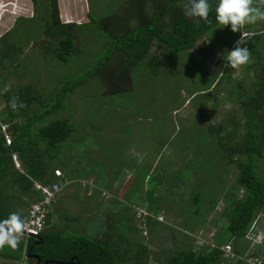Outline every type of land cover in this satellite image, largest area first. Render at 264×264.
<instances>
[{
	"label": "rangeland",
	"instance_id": "rangeland-1",
	"mask_svg": "<svg viewBox=\"0 0 264 264\" xmlns=\"http://www.w3.org/2000/svg\"><path fill=\"white\" fill-rule=\"evenodd\" d=\"M41 1L50 4V0ZM127 1L88 3L92 16L101 18L116 10L123 12ZM48 17L43 5L38 7L33 0H0V39L13 40L7 33L12 26L18 32L25 23L31 25L19 65L0 62V110L5 106L2 90L6 85L32 84L36 92L54 100L66 80L72 84L59 114L46 119L67 117L74 125L60 160L52 161L61 168L62 181H70L50 205L49 227L67 235H94L119 248L120 261L125 264H145V260L166 264L179 247L210 244L212 248L224 221V193L237 182V161L249 156L244 148L248 117L240 89L251 83L252 76L246 66L238 72L223 66V54L235 47L242 33H233L230 25L225 29L215 26L201 34L192 48L157 47L158 54L163 51L162 57L156 62L144 57L133 65L132 81L122 77L115 86L106 76L116 57L107 67L101 62L109 53L110 39L121 28L103 20L100 26L90 16L76 34L71 59L64 62L53 53L58 40L47 31ZM260 25L257 22L242 29L248 33L243 46L251 53L250 61L259 47L264 48L255 32L264 27V21ZM42 108L39 102L32 106L33 110ZM261 121L264 123V114ZM231 153L236 161L229 164ZM255 160L264 179V155L256 154ZM13 163L22 170L17 152ZM13 172L17 174L16 169ZM6 174L0 175V199L23 216L35 192L19 190ZM186 175L190 184H185ZM243 191L240 188L239 194ZM195 194L203 197L197 212ZM211 201L217 204L207 210ZM253 224L249 236L232 240L231 249H223L222 264L262 263V256L257 261L250 253L259 245L264 248V213ZM139 242L148 245L141 256L137 255ZM9 259L3 257L0 264L14 261Z\"/></svg>",
	"mask_w": 264,
	"mask_h": 264
},
{
	"label": "trees",
	"instance_id": "trees-1",
	"mask_svg": "<svg viewBox=\"0 0 264 264\" xmlns=\"http://www.w3.org/2000/svg\"><path fill=\"white\" fill-rule=\"evenodd\" d=\"M33 1L38 7L43 5L44 11L49 15L45 26L47 31L51 32L58 40L52 49L54 55L61 61H69L75 50L76 34H80L81 26L86 25L88 21L87 23H84L86 21L79 23L75 20L63 21L60 17L58 0H50V4L43 3L41 0ZM186 2L187 0H162L161 8L158 6L149 12L146 9L148 0H128L124 4L123 12L118 13L116 10L101 18L93 17L91 11L89 12V17L96 20L100 26H102L101 21L103 20V22L110 25L115 24L121 28L113 39H110L109 53L105 55L106 60L104 58L101 62V65L106 64L107 67L109 61L116 57V63L107 71L108 82L116 86L122 77L131 82L133 65L136 66L144 57L156 62L157 58L163 55L162 50L158 54L157 47L172 46L178 50L192 48L201 34L208 33L217 26L215 20L217 5L211 3V0L209 3L212 9L208 20H200L199 23L184 15L183 4ZM67 12L65 7V14ZM260 22L263 21H259V26H261ZM30 27L28 22L22 26L20 31L15 32L16 28L12 26L7 33L13 36V40L0 39V62L12 67L19 65L23 54L22 43L26 42L24 38L31 36V34L26 35L30 32ZM252 31L255 30L252 29ZM255 32L259 33V42L264 43V27ZM234 42L235 40L232 43L234 44ZM153 45L155 46L153 47ZM230 48L231 46L227 49ZM262 51L263 55H261ZM258 54L254 52L252 55L255 58H252L253 61L246 65L248 73L252 76L251 83L248 86H242V90L240 89V93H242L240 99L245 107L244 114L248 117V127L244 134V148L249 156L242 161H237L240 168L237 182L233 183L228 188L229 191L224 193L225 206L221 212L224 221L214 237L213 241L216 244L212 248L210 244H204L198 248L193 245L179 247L168 256L166 264H222L224 258L222 245L232 240L238 241L245 238L257 216L264 213V179L256 170L255 160L256 154L260 157L264 155V123L261 121V115L264 114L263 47H259ZM71 89L70 80H66L57 90L54 100L47 98L44 92H36L32 84H13L7 93L2 90L5 106L0 110V114L3 120L11 123L10 130L13 139L10 144L7 143L0 131V175L8 173L7 177H12L19 190L28 193L35 192V197H39L40 193L33 187L34 180L49 182L57 179L62 181L61 177L54 174L58 164H52V161L60 160L64 151V141L72 134L74 125L67 117L46 119L63 107L65 96ZM13 95L18 96L19 102L26 104V107L13 111L10 107V99ZM37 102L43 108L33 110L32 106ZM43 120L46 121L36 125ZM233 131L236 133L237 130L233 128ZM15 152L20 156L22 170L17 169L13 163ZM229 158V164L236 161L232 153ZM192 160L191 157L189 163L192 164L195 161L192 162ZM8 167H10V171H7ZM14 169L17 171L16 175L13 172ZM190 180L191 178L186 175L185 184H190ZM240 188H244L242 194H239ZM202 199V196L194 195L195 212L200 211ZM216 204L217 202L211 201L210 204H207V210L211 207L214 208ZM12 212L17 211L6 206L5 201L0 199V220ZM50 218L51 212L48 213L45 228L37 237L30 236L28 241L22 237L17 249L6 247L0 250V255L15 260L21 259L24 250L28 253L33 245L31 252L39 254L43 262L49 260L48 264H72L69 263L72 258H74V264H125L120 261L119 248L99 240L94 235L89 236L76 232L67 235L60 229H52L49 227ZM40 239L43 241L39 242ZM139 244L141 247L138 248L137 255L141 256L142 251L148 245L143 242H139ZM241 247L243 248L244 244ZM235 250L237 253L241 252L240 249ZM250 255L257 257V260L262 256L261 264H264V248L262 249L261 245L257 246ZM29 258L34 259V257ZM145 264H148V260H145Z\"/></svg>",
	"mask_w": 264,
	"mask_h": 264
},
{
	"label": "clouds",
	"instance_id": "clouds-1",
	"mask_svg": "<svg viewBox=\"0 0 264 264\" xmlns=\"http://www.w3.org/2000/svg\"><path fill=\"white\" fill-rule=\"evenodd\" d=\"M211 9L209 0H187L183 4L184 15L196 23H199L200 20L207 21ZM262 9H264V0H219L215 8V20L218 28L223 29L230 25L233 33H242L236 41L235 47L223 54L224 68L234 69L238 72L241 67L250 62L251 53L246 46H243L247 43L248 33L242 29L246 25L264 21V10ZM10 89L11 85H6L3 91L7 93ZM10 107L13 111H17L20 108H25L26 104L19 102V97L13 95L10 99ZM31 231L32 229L19 212L10 213L6 218L0 220V250L6 247L17 249L21 238Z\"/></svg>",
	"mask_w": 264,
	"mask_h": 264
},
{
	"label": "built area",
	"instance_id": "built-area-1",
	"mask_svg": "<svg viewBox=\"0 0 264 264\" xmlns=\"http://www.w3.org/2000/svg\"><path fill=\"white\" fill-rule=\"evenodd\" d=\"M10 124H11L10 122L3 120V117L0 114V125H1L0 131L5 137L6 142L9 144L12 142L13 139L10 130V126H11ZM54 174L59 177L63 176V172L59 167L55 168ZM68 181L69 180L66 179H64L63 181H58L56 179V180H51L49 182H42L39 180L33 181V187L39 191L40 195L39 197L37 196L34 197V200L28 206L26 214L23 215L29 227L32 229L30 233H26L25 236H23L26 239V241H28L30 236L37 237L40 234V232L45 228L47 216L48 213L50 212V205L56 199L59 189L62 188L63 185ZM222 248L225 250L226 249L230 250L231 244L225 243L222 245ZM2 258L3 257L0 255V259ZM13 260H14L13 262L7 264H46L45 262L38 260L37 258H34V260L31 261L26 250H24L21 259H16V260L13 259Z\"/></svg>",
	"mask_w": 264,
	"mask_h": 264
},
{
	"label": "crops",
	"instance_id": "crops-1",
	"mask_svg": "<svg viewBox=\"0 0 264 264\" xmlns=\"http://www.w3.org/2000/svg\"><path fill=\"white\" fill-rule=\"evenodd\" d=\"M161 1L162 0L160 1L159 0H148V6L146 7L147 11L151 12L153 8L158 7V6L159 8H161L160 7ZM58 4H59V10H60V17L61 19H63V21L67 22V21L75 20L79 23L82 21H88L89 12L91 11V5L88 3V0H58ZM65 7L68 10L67 14H65ZM94 10L96 12L99 11L95 7H94ZM154 46L155 45H153V47Z\"/></svg>",
	"mask_w": 264,
	"mask_h": 264
},
{
	"label": "water",
	"instance_id": "water-1",
	"mask_svg": "<svg viewBox=\"0 0 264 264\" xmlns=\"http://www.w3.org/2000/svg\"><path fill=\"white\" fill-rule=\"evenodd\" d=\"M42 241H43V239H40V240H39V242H42ZM32 248H33V246L30 248V250H29V252H28V256H29V257H35V258H37L38 260H42V257H41L39 254H34V253L31 252ZM45 263H46V264L49 263V260L45 261ZM69 263L74 264V263H75L74 258H72V259L69 261Z\"/></svg>",
	"mask_w": 264,
	"mask_h": 264
},
{
	"label": "flooded vegetation",
	"instance_id": "flooded-vegetation-1",
	"mask_svg": "<svg viewBox=\"0 0 264 264\" xmlns=\"http://www.w3.org/2000/svg\"><path fill=\"white\" fill-rule=\"evenodd\" d=\"M32 246H33V245H32ZM32 246H31V247H32Z\"/></svg>",
	"mask_w": 264,
	"mask_h": 264
}]
</instances>
